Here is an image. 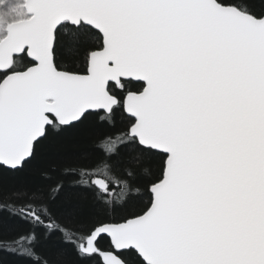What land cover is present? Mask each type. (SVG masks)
Instances as JSON below:
<instances>
[{
  "label": "snow or ice",
  "instance_id": "snow-or-ice-1",
  "mask_svg": "<svg viewBox=\"0 0 264 264\" xmlns=\"http://www.w3.org/2000/svg\"><path fill=\"white\" fill-rule=\"evenodd\" d=\"M117 114L94 158L0 184V253L264 264V0H0V177Z\"/></svg>",
  "mask_w": 264,
  "mask_h": 264
},
{
  "label": "trees",
  "instance_id": "trees-1",
  "mask_svg": "<svg viewBox=\"0 0 264 264\" xmlns=\"http://www.w3.org/2000/svg\"><path fill=\"white\" fill-rule=\"evenodd\" d=\"M120 127V117L117 114L115 128L108 126L106 123L98 121L95 117L89 119L77 128L70 129L61 136L55 138L52 142L51 150L45 154V157L34 163L33 171L30 174L25 175L23 178L12 177L5 174L0 177V184H3L6 188L10 186H20L21 184H27L31 187H36L42 183L39 170L43 167L50 158H59L69 154H82L86 153L89 158H94L96 155V149L94 144L96 140L110 132L115 131ZM103 178V177H102ZM91 193L87 191H81L74 193L69 201V206L73 204H91ZM4 222L0 224V232L5 235L8 234L10 227H16L11 221L7 219V214H4ZM26 227L23 222H20L19 228ZM58 235V234H57ZM107 238L102 242V245L107 247ZM57 244L56 238L49 242V246H55ZM62 247L68 248V254L63 258L64 264H95L91 260H80L75 256V253L71 250V245H63ZM18 258L8 253H0V264H17ZM99 258H97V261Z\"/></svg>",
  "mask_w": 264,
  "mask_h": 264
},
{
  "label": "water",
  "instance_id": "water-1",
  "mask_svg": "<svg viewBox=\"0 0 264 264\" xmlns=\"http://www.w3.org/2000/svg\"><path fill=\"white\" fill-rule=\"evenodd\" d=\"M100 178H102V177H100Z\"/></svg>",
  "mask_w": 264,
  "mask_h": 264
}]
</instances>
